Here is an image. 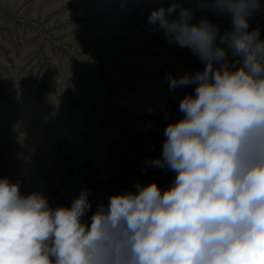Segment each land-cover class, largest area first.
<instances>
[{
  "label": "clouds",
  "instance_id": "1",
  "mask_svg": "<svg viewBox=\"0 0 264 264\" xmlns=\"http://www.w3.org/2000/svg\"><path fill=\"white\" fill-rule=\"evenodd\" d=\"M159 2V0H153ZM231 18V30L171 0L148 16L167 42L187 48L202 70L167 76L194 86L168 123L149 168L175 178L166 189L137 183L91 211L90 190L50 207L39 191L0 178V264H264V40L249 18L260 0H195ZM235 58L229 63L228 53ZM152 111L151 108L148 109Z\"/></svg>",
  "mask_w": 264,
  "mask_h": 264
},
{
  "label": "rangeland",
  "instance_id": "2",
  "mask_svg": "<svg viewBox=\"0 0 264 264\" xmlns=\"http://www.w3.org/2000/svg\"><path fill=\"white\" fill-rule=\"evenodd\" d=\"M170 2L0 0V178L43 193L52 208L89 189L85 221L137 183L171 185L175 173L146 162L161 155L163 130L182 118L179 102L194 86L170 91L167 76L203 65L148 23ZM184 6L193 22L231 30L229 16ZM256 28L264 40V10L249 18Z\"/></svg>",
  "mask_w": 264,
  "mask_h": 264
}]
</instances>
